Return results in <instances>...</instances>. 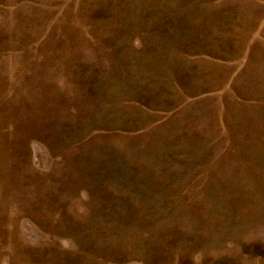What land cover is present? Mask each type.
Segmentation results:
<instances>
[{"label": "rangeland", "instance_id": "1", "mask_svg": "<svg viewBox=\"0 0 264 264\" xmlns=\"http://www.w3.org/2000/svg\"><path fill=\"white\" fill-rule=\"evenodd\" d=\"M0 264H264V0H0Z\"/></svg>", "mask_w": 264, "mask_h": 264}]
</instances>
